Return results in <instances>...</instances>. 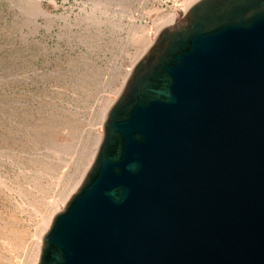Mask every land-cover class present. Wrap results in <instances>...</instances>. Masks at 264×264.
Here are the masks:
<instances>
[{"label": "water", "instance_id": "obj_1", "mask_svg": "<svg viewBox=\"0 0 264 264\" xmlns=\"http://www.w3.org/2000/svg\"><path fill=\"white\" fill-rule=\"evenodd\" d=\"M35 264H264V0L157 32Z\"/></svg>", "mask_w": 264, "mask_h": 264}, {"label": "rangeland", "instance_id": "obj_2", "mask_svg": "<svg viewBox=\"0 0 264 264\" xmlns=\"http://www.w3.org/2000/svg\"><path fill=\"white\" fill-rule=\"evenodd\" d=\"M186 1L0 0V264H35V237L75 190L104 106Z\"/></svg>", "mask_w": 264, "mask_h": 264}, {"label": "bare ground", "instance_id": "obj_3", "mask_svg": "<svg viewBox=\"0 0 264 264\" xmlns=\"http://www.w3.org/2000/svg\"><path fill=\"white\" fill-rule=\"evenodd\" d=\"M192 1H196V0H187L186 2V6H184V9H182V12H180L179 13V16H178V18H173L172 19V17H174V11H170V20L171 21H173V22H176L177 20H179L181 17H182V15L184 14V12L186 11V9L190 6V5H192L193 3H192ZM192 3V4H191ZM189 5V6H188ZM166 16H167V14H166ZM166 19V18H165ZM173 22H171V24L173 23ZM158 23H160V22H158ZM165 24V23H164ZM153 25H154V23H153ZM160 25H158L157 27H156V30H155V32L152 34V40H149V41H146V47L144 48V49H142V53H140V56H138L133 62H132V64L130 65V68H129V70L126 72V74H125V76H124V78H123V81L121 82V84L120 85H118V91L116 92V94H115V97L114 98H112L111 99V101H110V103L105 107L104 106V108H103V113H102V115H101V117H100V119H99V121H97V128H96V146H95V148H94V150L91 152V155H90V157L88 158V161H87V164H86V167H85V170H84V172L80 175V177H79V179L77 180V183H76V185H74V189H76L78 186H79V184L81 183V181H82V179H83V177H84V175H85V173L87 172V170H88V168L90 167V165H91V163H92V160H93V158H94V155H95V152H96V150H97V147H98V144H99V141H100V139H101V134H102V123H103V121H104V118H105V116H106V113H107V110H108V108L110 107V105L112 104V102L115 100V98L117 97V95L119 94V92L121 91V89L123 88V85L125 84V81H126V79L128 78V76H129V74H130V72H131V68L133 67V65H134V63L141 57V55L148 49V47L153 43V40H154V38H155V36H156V34H157V32L159 31V29H161L162 27H165L166 26V24L165 25H162V26H160ZM159 27V28H158ZM144 33H146V31H144V32H142V37H144ZM142 37H141V39H142ZM146 37H147V35H146ZM142 41H144V39H142ZM75 191V190H74ZM70 195V194H69ZM68 198H64V200L62 201V204L64 203V202H66V200H67ZM53 215V213H51L50 215H48V216H46L45 218H44V221H43V223H42V226H41V228H40V230L38 231V233H37V235H36V239H35V249H34V253H33V262L34 263H36V261H37V258H38V253H39V249H40V246H41V240H42V236H43V234L45 233V231L47 230V228H48V226H49V224H50V222H51V219H52V216Z\"/></svg>", "mask_w": 264, "mask_h": 264}]
</instances>
